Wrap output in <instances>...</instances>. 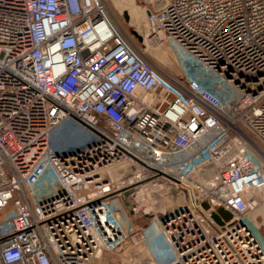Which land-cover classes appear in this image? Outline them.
I'll list each match as a JSON object with an SVG mask.
<instances>
[{"label":"built area","instance_id":"built-area-1","mask_svg":"<svg viewBox=\"0 0 264 264\" xmlns=\"http://www.w3.org/2000/svg\"><path fill=\"white\" fill-rule=\"evenodd\" d=\"M149 3L179 76L105 0H0V264H264V0ZM133 192L162 217L125 227Z\"/></svg>","mask_w":264,"mask_h":264},{"label":"rangeland","instance_id":"rangeland-1","mask_svg":"<svg viewBox=\"0 0 264 264\" xmlns=\"http://www.w3.org/2000/svg\"><path fill=\"white\" fill-rule=\"evenodd\" d=\"M109 14L113 21L119 28L145 53V55L163 72L166 70L170 72V75H181L179 64L176 62V54L173 47L166 40L162 38L157 40L149 32L148 25V11L153 8V5L149 3V0H105ZM239 97V93L235 94V98ZM136 171L134 166L129 164L123 167H117L109 173L111 180L118 181L120 179L132 178V174ZM136 193L124 197L120 193L115 194V199L120 204V218L122 222L127 226H134L140 228L150 223V215H145V212H152L155 215H160L163 208H158L152 205L154 204L153 197L149 196L147 192L134 196ZM175 200L180 198L176 195L171 196ZM179 198V199H178ZM127 202L130 203L128 208ZM167 204L163 200L158 204L163 207ZM258 223L260 226V232L264 237V208L257 211ZM152 257V253L148 254L139 251L128 250L126 260L122 261L118 252L104 253L101 258L94 259L91 264H144L145 259Z\"/></svg>","mask_w":264,"mask_h":264},{"label":"water","instance_id":"water-1","mask_svg":"<svg viewBox=\"0 0 264 264\" xmlns=\"http://www.w3.org/2000/svg\"><path fill=\"white\" fill-rule=\"evenodd\" d=\"M218 212H219L220 216H222L225 219H230L231 218V214L227 210H225L223 208H220L218 210ZM220 216L219 215L215 216V220L219 221L220 220Z\"/></svg>","mask_w":264,"mask_h":264},{"label":"bare ground","instance_id":"bare-ground-1","mask_svg":"<svg viewBox=\"0 0 264 264\" xmlns=\"http://www.w3.org/2000/svg\"><path fill=\"white\" fill-rule=\"evenodd\" d=\"M160 216V215H159ZM255 217V215L253 216V220H254V222L256 223V224H258V219H256V217ZM260 227V226H259Z\"/></svg>","mask_w":264,"mask_h":264},{"label":"crops","instance_id":"crops-1","mask_svg":"<svg viewBox=\"0 0 264 264\" xmlns=\"http://www.w3.org/2000/svg\"><path fill=\"white\" fill-rule=\"evenodd\" d=\"M162 70H164L163 68H162ZM166 74H168V75H170V72H167L166 70L164 71Z\"/></svg>","mask_w":264,"mask_h":264}]
</instances>
